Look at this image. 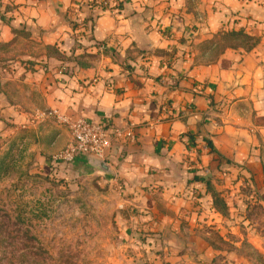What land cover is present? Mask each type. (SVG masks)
Instances as JSON below:
<instances>
[{"label":"crops","instance_id":"1","mask_svg":"<svg viewBox=\"0 0 264 264\" xmlns=\"http://www.w3.org/2000/svg\"><path fill=\"white\" fill-rule=\"evenodd\" d=\"M232 32L246 41H223L213 53V38ZM200 46L208 49L198 54ZM52 110L120 130L106 163L121 202L145 210L151 232L153 219L176 221L174 235L182 236L187 222L189 251L213 261L218 252L194 228L224 219L199 181L240 172L264 200V5L0 0V134L50 121L43 114ZM59 127L47 152L67 143ZM253 236L264 260V239ZM170 245L185 264L183 248Z\"/></svg>","mask_w":264,"mask_h":264},{"label":"rangeland","instance_id":"2","mask_svg":"<svg viewBox=\"0 0 264 264\" xmlns=\"http://www.w3.org/2000/svg\"><path fill=\"white\" fill-rule=\"evenodd\" d=\"M234 38L242 37L216 36L212 42L217 46L210 49L222 50V42L232 44ZM204 48L200 46L198 54ZM60 70L65 72V67ZM59 128L47 120L25 129L9 127L0 134V264H180L172 242L183 248L185 264H240L236 258L264 264L252 243L253 235L264 239V200L255 185L243 183L246 175H219L214 180L208 175L199 181L214 211L226 219L217 216L194 228L218 252L213 261L204 262L189 251L187 222L180 226L182 236L174 235L176 221L153 219L157 228L151 232L156 226L148 225L149 214L123 204L121 194L111 187L112 179L73 164L52 167L51 158L61 148L47 152L45 147L52 148L50 137ZM197 204L200 214L202 203ZM232 256L234 261L226 260Z\"/></svg>","mask_w":264,"mask_h":264},{"label":"built area","instance_id":"3","mask_svg":"<svg viewBox=\"0 0 264 264\" xmlns=\"http://www.w3.org/2000/svg\"><path fill=\"white\" fill-rule=\"evenodd\" d=\"M264 5V0H255ZM98 2L90 4V8ZM59 73H63L62 70ZM43 118L51 119L67 131L68 140L65 146L51 158L54 166H67L76 162L81 156L93 157L107 162V157L113 142L121 137L120 130L109 131L108 121H88L78 119L71 121L59 115L57 111L43 114Z\"/></svg>","mask_w":264,"mask_h":264},{"label":"water","instance_id":"4","mask_svg":"<svg viewBox=\"0 0 264 264\" xmlns=\"http://www.w3.org/2000/svg\"><path fill=\"white\" fill-rule=\"evenodd\" d=\"M76 164L81 171L101 174L105 178L110 180L114 178V173L110 169V166L105 161H102L100 159L81 156L78 158Z\"/></svg>","mask_w":264,"mask_h":264},{"label":"trees","instance_id":"5","mask_svg":"<svg viewBox=\"0 0 264 264\" xmlns=\"http://www.w3.org/2000/svg\"><path fill=\"white\" fill-rule=\"evenodd\" d=\"M230 34H234V35H236V37H237L238 35H241L242 38H234V41L244 42V41H246V39H247V37H246L245 35H243L241 32L227 33V34H223L222 36H223V37H226V36L230 37ZM50 164H51V162H50ZM52 167L57 168L58 166H54V165H52Z\"/></svg>","mask_w":264,"mask_h":264}]
</instances>
